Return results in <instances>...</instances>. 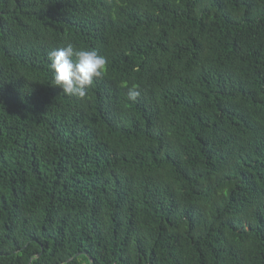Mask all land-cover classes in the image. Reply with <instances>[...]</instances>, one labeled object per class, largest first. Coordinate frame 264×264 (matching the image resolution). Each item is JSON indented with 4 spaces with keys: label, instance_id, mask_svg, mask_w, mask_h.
Instances as JSON below:
<instances>
[{
    "label": "trees",
    "instance_id": "1",
    "mask_svg": "<svg viewBox=\"0 0 264 264\" xmlns=\"http://www.w3.org/2000/svg\"><path fill=\"white\" fill-rule=\"evenodd\" d=\"M0 264H264V0H0Z\"/></svg>",
    "mask_w": 264,
    "mask_h": 264
},
{
    "label": "clouds",
    "instance_id": "2",
    "mask_svg": "<svg viewBox=\"0 0 264 264\" xmlns=\"http://www.w3.org/2000/svg\"><path fill=\"white\" fill-rule=\"evenodd\" d=\"M50 67L54 71V86L62 89L63 94L86 98L94 81L104 76L108 60L96 50L78 49L72 43L59 47L49 53ZM140 92L129 88L127 98L136 101Z\"/></svg>",
    "mask_w": 264,
    "mask_h": 264
},
{
    "label": "water",
    "instance_id": "3",
    "mask_svg": "<svg viewBox=\"0 0 264 264\" xmlns=\"http://www.w3.org/2000/svg\"><path fill=\"white\" fill-rule=\"evenodd\" d=\"M76 258H78V256L75 257L74 259H70L69 262L72 261V260H75ZM90 260H91V262L93 263V260H92L91 258H90Z\"/></svg>",
    "mask_w": 264,
    "mask_h": 264
}]
</instances>
